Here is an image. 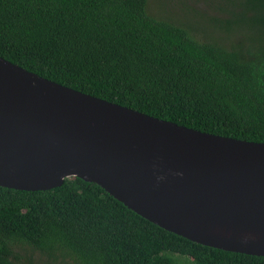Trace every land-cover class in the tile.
<instances>
[{
    "label": "trees",
    "instance_id": "1",
    "mask_svg": "<svg viewBox=\"0 0 264 264\" xmlns=\"http://www.w3.org/2000/svg\"><path fill=\"white\" fill-rule=\"evenodd\" d=\"M206 1L223 18L200 39L149 0H0V56L178 125L264 142V0ZM22 249L52 264H264L167 231L78 177L0 186V264H33Z\"/></svg>",
    "mask_w": 264,
    "mask_h": 264
},
{
    "label": "water",
    "instance_id": "2",
    "mask_svg": "<svg viewBox=\"0 0 264 264\" xmlns=\"http://www.w3.org/2000/svg\"><path fill=\"white\" fill-rule=\"evenodd\" d=\"M93 182L193 242L264 256V142L201 132L0 56V186Z\"/></svg>",
    "mask_w": 264,
    "mask_h": 264
},
{
    "label": "rangeland",
    "instance_id": "3",
    "mask_svg": "<svg viewBox=\"0 0 264 264\" xmlns=\"http://www.w3.org/2000/svg\"><path fill=\"white\" fill-rule=\"evenodd\" d=\"M151 12L157 17H163L168 21H179L190 26L196 36L207 39L209 35H215L218 30L211 23L212 17L223 18L216 6L206 0H149ZM221 37L228 39L224 32ZM23 261L32 259L33 264H52V259L38 250H18ZM64 264V263H61Z\"/></svg>",
    "mask_w": 264,
    "mask_h": 264
}]
</instances>
